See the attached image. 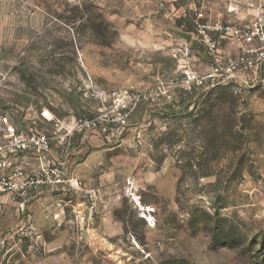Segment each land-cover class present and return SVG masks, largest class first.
Listing matches in <instances>:
<instances>
[{"label": "rangeland", "instance_id": "rangeland-1", "mask_svg": "<svg viewBox=\"0 0 264 264\" xmlns=\"http://www.w3.org/2000/svg\"><path fill=\"white\" fill-rule=\"evenodd\" d=\"M193 2L233 25L264 18V0ZM145 3L0 0V115L19 131L115 118L125 91L172 97L130 102L123 127L87 136L72 171L93 205L70 191L61 207H0L12 264H264V91L185 94L176 46ZM183 3L177 21L191 30Z\"/></svg>", "mask_w": 264, "mask_h": 264}, {"label": "built area", "instance_id": "built-area-1", "mask_svg": "<svg viewBox=\"0 0 264 264\" xmlns=\"http://www.w3.org/2000/svg\"><path fill=\"white\" fill-rule=\"evenodd\" d=\"M120 1L153 2L162 7L165 0ZM194 16L193 30L182 37L173 54L178 71H181L178 81L181 90L192 95L195 90L236 84L246 90L264 91V18L235 26L209 22L201 8L194 10ZM220 41L227 43L228 52L222 51ZM153 96L172 102L171 94L165 88L142 98L133 92L114 94L115 118L105 114L67 125L57 122L51 136L31 128L26 132L19 131L9 116L0 115V207L11 203L23 211L44 190L66 185L80 189L93 205L96 192L80 188L79 183L69 178L66 160L72 139L77 135L106 136L110 126L117 124L123 127L132 110L130 102L147 101ZM53 146L58 151L57 156L52 155ZM142 216L150 226L151 209ZM11 238L9 233L0 238V264H12L13 252L8 242Z\"/></svg>", "mask_w": 264, "mask_h": 264}, {"label": "crops", "instance_id": "crops-1", "mask_svg": "<svg viewBox=\"0 0 264 264\" xmlns=\"http://www.w3.org/2000/svg\"><path fill=\"white\" fill-rule=\"evenodd\" d=\"M183 1L184 0H165L163 2L162 7H159L156 3L153 2H146L145 5L150 6L151 10H150V14L159 17L163 24L160 25V31L164 34V42L165 44H173L176 46L178 43L182 42V37L186 34L189 33L193 30V20L195 18L194 16V10L196 8H201L202 12L204 9V6L206 9L208 6V1L206 3L203 4H194L193 0H187V5L186 7H188L189 11H192V29L191 30H187L184 26L183 23H180L179 17H180V12H181V8H183ZM198 1H196L197 3ZM215 3L216 2H220V0H210V3ZM214 5V4H212ZM210 10V9H208ZM231 13L228 10V14ZM206 14V13H205ZM203 12V15L205 17V19H207L209 22L211 23H222V24H232V22L228 19L225 20L223 18V14L219 11H214L211 9L209 11V14L207 16V14L205 15ZM155 18V17H154ZM175 19V20H174ZM177 19H179L180 21H177ZM245 23H240V24H234L235 26H239V25H243ZM177 35V36H176ZM220 47L222 49V51L224 52H228L229 47L227 45V43L225 41H220ZM80 140L79 146L77 148L76 151L71 152L70 150V155L66 160V166L69 168V178L73 181H76L77 183H81L79 180L75 179V169L74 172L72 171V161H75L76 159V155L80 154L82 152V150H84V148H86V145L88 142H91V138L89 137H82L80 135L75 136L72 139V145L73 142L75 140ZM58 151L56 149L55 146L52 147V155L53 156H57ZM70 191H80V189L75 188V187H70L68 185L66 186H61V187H57L53 190H44L43 193L36 199L33 200L32 202H30L27 207L25 209H29V208H37V207H47V206H58L61 207V205L65 204L64 199H60L61 196H64L65 193L70 192ZM80 194H82L80 192ZM8 205L14 207L13 204L11 203H7ZM6 204V205H7ZM15 208V207H14ZM16 209V208H15ZM18 211V209H16Z\"/></svg>", "mask_w": 264, "mask_h": 264}, {"label": "water", "instance_id": "water-1", "mask_svg": "<svg viewBox=\"0 0 264 264\" xmlns=\"http://www.w3.org/2000/svg\"><path fill=\"white\" fill-rule=\"evenodd\" d=\"M88 215V210H85V216H87Z\"/></svg>", "mask_w": 264, "mask_h": 264}, {"label": "bare ground", "instance_id": "bare-ground-1", "mask_svg": "<svg viewBox=\"0 0 264 264\" xmlns=\"http://www.w3.org/2000/svg\"><path fill=\"white\" fill-rule=\"evenodd\" d=\"M149 212V211H148ZM149 221H151V219H149Z\"/></svg>", "mask_w": 264, "mask_h": 264}]
</instances>
